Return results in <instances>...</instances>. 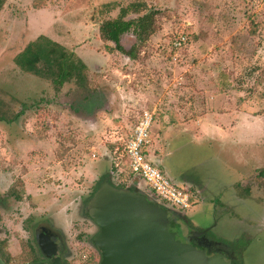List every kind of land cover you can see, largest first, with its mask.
Masks as SVG:
<instances>
[{"label":"rangeland","instance_id":"obj_1","mask_svg":"<svg viewBox=\"0 0 264 264\" xmlns=\"http://www.w3.org/2000/svg\"><path fill=\"white\" fill-rule=\"evenodd\" d=\"M132 1L8 0L1 10L0 118L20 116L10 125L13 134L0 123V177L20 203L13 216L3 217L0 242L20 254L28 216L54 213L61 221L68 201L92 194L111 173L113 153L122 154L140 116L150 111L154 165L180 188L193 183L203 198L185 214L190 225L228 245L237 264H264V0H144L160 14L136 62L99 32ZM181 34L187 45L175 50ZM42 35L88 66L95 106L85 103L75 83L56 91L15 62ZM124 43L130 48L135 37ZM193 122L208 136L232 134L221 141L177 133ZM125 163L123 175L112 174L111 181L150 191ZM84 228H67L72 264H98L94 250L77 245Z\"/></svg>","mask_w":264,"mask_h":264},{"label":"water","instance_id":"obj_2","mask_svg":"<svg viewBox=\"0 0 264 264\" xmlns=\"http://www.w3.org/2000/svg\"><path fill=\"white\" fill-rule=\"evenodd\" d=\"M150 191L141 183L119 188L110 177L100 181L85 207L99 228L93 244L100 264H231L223 250L208 253L197 246L195 242H210L203 237L207 232L193 228L185 212ZM0 264H7L1 256Z\"/></svg>","mask_w":264,"mask_h":264},{"label":"trees","instance_id":"obj_3","mask_svg":"<svg viewBox=\"0 0 264 264\" xmlns=\"http://www.w3.org/2000/svg\"><path fill=\"white\" fill-rule=\"evenodd\" d=\"M7 1L0 0V13ZM103 8L110 11L112 5L105 4ZM131 14L137 15V17L128 19ZM159 14L158 10L149 8L144 0H134L127 7L121 8L117 18L107 19L102 22L99 30L100 38L104 42L112 43L114 51L136 62L140 57V51L144 44L157 31V17ZM130 35L135 37V43L130 48H127L124 40ZM186 45L187 42L179 50ZM15 62L23 72L49 80L56 91H60L68 83H75L78 91H81L79 94L84 96L85 103H89L90 106L96 105V95L94 94L97 91L90 88L88 66L75 52L68 50L58 42L44 35L39 36L16 56ZM74 109L75 111L77 109L78 111L81 110L78 107ZM110 170L114 178L121 176L114 163ZM263 172L264 169L261 173L262 175L264 174ZM110 176V173H108L102 179ZM111 182L116 187H123L113 181ZM99 184L100 182L97 188Z\"/></svg>","mask_w":264,"mask_h":264},{"label":"flooded vegetation","instance_id":"obj_4","mask_svg":"<svg viewBox=\"0 0 264 264\" xmlns=\"http://www.w3.org/2000/svg\"><path fill=\"white\" fill-rule=\"evenodd\" d=\"M19 116L18 114L10 120L2 117L0 118V123L12 126ZM10 130L13 134L12 128ZM5 184L6 180L0 177V236L5 234V230L2 227L5 220L3 217L13 216L14 212L18 210L20 203L19 195L15 191H11V188L5 189ZM93 193L86 198H78L77 201L72 200L71 203L68 201L66 205L69 203V207L63 206L60 212L59 219L61 221L57 220L54 213L44 215L31 214L28 216L22 223V229L27 236L25 237L24 247H21V253L16 256L12 255L7 247V242L2 240L0 242V256L7 264H53L55 262L72 264L74 244L71 242L67 228L83 224L85 228L76 235L77 245L94 250L100 256L98 261V264H100L101 254L93 244V238L98 234L99 228L85 213L86 204ZM185 220L190 224L186 216ZM89 226L91 228L87 229ZM203 237H207L210 242L207 244L195 242L197 246H204L208 253H218L223 250L231 264H237V258L233 255L228 245L221 244L219 240L211 239L208 233ZM23 260L24 262H21Z\"/></svg>","mask_w":264,"mask_h":264},{"label":"built area","instance_id":"obj_5","mask_svg":"<svg viewBox=\"0 0 264 264\" xmlns=\"http://www.w3.org/2000/svg\"><path fill=\"white\" fill-rule=\"evenodd\" d=\"M187 42V36L181 34L173 42V47L179 50ZM154 113L144 111L135 125L124 149L127 158L126 166L133 173L139 174L147 187L164 204L182 212H188L193 207V196L189 190L176 186L169 177L149 159V147L152 142L151 132L154 124ZM114 158L116 156H113ZM116 157L114 164L123 175L122 164ZM120 177V175H119Z\"/></svg>","mask_w":264,"mask_h":264},{"label":"crops","instance_id":"obj_6","mask_svg":"<svg viewBox=\"0 0 264 264\" xmlns=\"http://www.w3.org/2000/svg\"><path fill=\"white\" fill-rule=\"evenodd\" d=\"M225 118H229L228 116L226 117H223V119ZM215 122V121H214ZM228 122V121H226ZM217 124V122H215ZM207 128V127H206ZM219 128V127H218ZM177 129V128H176ZM205 129L202 128L201 124L198 125L197 123L193 122L191 124H187L186 128H181V130H179V134L181 135H187V136H190L193 138H199L200 136H205V137H210V138H217V139H220L221 141L222 140H227L229 139V136L232 134L231 131H225L223 130L222 132H219V131H214V132H211V134L208 136L207 132L204 131ZM175 133V132H173ZM151 146V145H150ZM150 148L149 147V151H148V154H149V159L153 162L155 159L152 158V155L150 154ZM114 156L118 157L121 161L123 162H126V160L124 159V150L122 152V154H118V151H115L113 153ZM116 157L114 158L113 157V163L116 159ZM161 169V167H159ZM162 170V169H161ZM121 177V176H120ZM145 186V185H144ZM186 188H188L193 196V207L191 208V210L193 208H195V206H197L198 204L202 203L203 202V198L201 197V193H200V190L197 188V186H195L193 183H186Z\"/></svg>","mask_w":264,"mask_h":264}]
</instances>
